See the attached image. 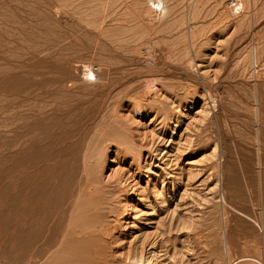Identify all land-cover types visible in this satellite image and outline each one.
<instances>
[{
	"label": "rangeland",
	"instance_id": "obj_1",
	"mask_svg": "<svg viewBox=\"0 0 264 264\" xmlns=\"http://www.w3.org/2000/svg\"><path fill=\"white\" fill-rule=\"evenodd\" d=\"M145 1L0 0V264H264V0Z\"/></svg>",
	"mask_w": 264,
	"mask_h": 264
},
{
	"label": "bare ground",
	"instance_id": "obj_2",
	"mask_svg": "<svg viewBox=\"0 0 264 264\" xmlns=\"http://www.w3.org/2000/svg\"><path fill=\"white\" fill-rule=\"evenodd\" d=\"M235 1H237V0H235ZM241 2V1H240ZM145 4H146V1H145ZM148 4V5H147ZM147 4L146 5H144V7H142V8H144L143 10L145 11L146 10V16L148 17V22H150L151 23V25L154 23V24H156L155 22L157 21L158 22V24H159V19H161V18H164L166 15L168 16L169 14H168V11H170V9L169 8H171V7H169L170 5H169V3H168V0H148V2H147ZM107 5V4H106ZM169 5V6H168ZM145 6H147V8H145ZM169 7V8H168ZM237 7H239L238 8V10L240 9V12L241 11H243V4H241V3H237V4H235L234 5V7H232L233 9L231 10L232 12H233V14H234V10H235V8H237ZM169 9V10H168ZM107 10V9H106ZM142 10V11H143ZM144 11L143 12H141V14H142V16H143V13H144ZM107 12V11H106ZM105 12V13H106ZM112 12V11H111ZM110 12V13H111ZM238 12V11H237ZM237 12H235V14H238ZM109 13V14H110ZM170 13V12H169ZM107 14V13H106ZM145 15V14H144ZM106 16H109V15H106ZM146 16H144V17H146ZM166 16V17H167ZM105 17V16H104ZM165 17V18H166ZM142 19H143V17H141ZM146 19V18H145ZM167 19V18H166ZM141 20V19H140ZM159 20V21H158ZM165 20V19H164ZM175 20V19H174ZM178 20V19H177ZM173 21V20H172ZM181 21V20H180ZM244 21V20H243ZM243 21H241V24H240V22H239V24H240V27L242 26V22ZM143 22H145V25H147L146 23H148V22H146V20H144V21H142V23ZM161 23V22H160ZM238 23V22H237ZM236 23V24H237ZM169 24V23H168ZM173 24H176V23H173ZM238 24V25H239ZM140 26H141V22H140V24H139ZM165 25H167V24H165ZM177 25V24H176ZM139 26V27H140ZM149 28H146V29H148L147 31H153L152 30V28L149 26V24L147 25ZM146 26V27H147ZM159 26V25H158ZM244 26V25H243ZM145 28V26L142 24V27H141V29L140 30H142V28ZM157 27V25L156 26H154V29ZM173 27V26H172ZM175 27V26H174ZM144 28H143V30L142 31H144ZM151 28V29H150ZM162 28V27H161ZM119 29V28H118ZM138 29V28H137ZM146 29H145V31H146ZM238 29V28H237ZM139 30V31H140ZM159 30V29H158ZM163 30V29H162ZM239 30V29H238ZM241 30H242V27H241ZM241 30H239V31H241ZM138 32V31H137ZM141 32V31H140ZM139 32V33H140ZM190 32V31H189ZM193 32V31H192ZM151 33H153V32H151ZM156 33V32H155ZM145 34V32H143V35ZM148 34H150V32H146V34L145 35H147L148 36ZM189 34V33H188ZM192 34V33H191ZM142 35V36H143ZM144 35V36H145ZM194 37V36H193ZM192 37V38H193ZM135 39H136V37H134ZM147 38V37H146ZM194 39V38H193ZM139 40V39H138ZM250 48V47H249ZM230 54V53H229ZM255 55V62L256 63H258V61H259V54H258V52H257V50H255V53H254ZM234 56V55H233ZM234 58V57H233ZM251 62V61H250ZM256 65V64H255ZM264 68V67H263ZM260 70V69H259ZM86 72H88V74H89V80H93V78H92V76L94 75V74H96V73H94L93 72V70H92V68H90V69H88V68H86ZM147 78V77H146ZM150 78H148V80H149ZM150 80H152L153 81V79H150ZM149 80V81H150ZM152 81H151V83H152ZM148 83H150V82H148ZM153 84H154V82H153ZM140 99V98H139ZM139 99H137V100H139ZM138 102V101H137ZM257 109V108H256ZM114 116H116V115H114ZM113 116V117H114ZM113 121V120H112ZM116 124H118V123H116ZM110 139H112V138H110ZM118 139V138H117ZM216 151V150H215ZM214 151V152H215ZM217 152V151H216ZM89 158V157H88ZM85 161V160H84ZM91 161V160H90ZM89 161V162H90ZM93 161H95V160H93ZM93 165V164H92ZM91 167V166H90ZM91 176V175H90ZM87 181H88V184H90V186H89V190H88V195H86V200L84 199V203L83 204H81L78 208H77V214H75V216L72 218L73 220H72V222L70 223V226H69V228H68V234L67 233H65V234H67V235H62L63 237L62 238H66V239H69L68 240V242L66 243V242H64L66 245H61V246H65V247H67V245H70L72 242H74L75 243V248H73V249H75V250H73L72 249V247H71V249L73 250V251H75V252H77V253H79V256L80 255H82V253H83V250H82V245H85V244H89V246H88V251H86L87 252V254L85 253V255H88L90 258H91V260L95 263V264H104V263H106V261L107 262H109L108 261V259H111L113 256H111V258H108L106 261H104L105 259H106V248L107 247H109V246H107L106 247V245H107V243L110 245V244H112L111 242H109V239H111V238H109L110 237V234H109V231H111L110 229L112 228V226H111V228H109V226L108 225H106L108 222L106 221H104L105 219H109L110 218V216L113 214V212H111L112 214H110V212L108 213L107 212V206H105V204H104V202H103V200H102V194H103V189L99 186V184H96L95 183V185L94 184H92V182H90V181H92V180H90L89 178H87ZM108 188H110L109 186H108ZM107 188V189H108ZM112 188H114V187H112ZM117 188V187H116ZM115 188V189H116ZM86 189V188H85ZM102 189V190H101ZM105 190V189H104ZM85 191V190H84ZM116 192V191H115ZM118 192V191H117ZM118 194V193H117ZM78 201V200H77ZM108 206H110V205H108ZM116 208V207H115ZM113 209V210H116V209ZM91 212V214H89L88 212ZM106 211V212H105ZM112 211V210H111ZM116 212V211H115ZM118 212V211H117ZM72 213V212H71ZM85 214H87V215H85ZM114 216L116 215V213L115 214H113ZM30 216V215H29ZM71 216V215H70ZM118 216V215H117ZM27 216H25V218H26ZM113 217V216H112ZM21 218H23V217H21ZM119 218V217H118ZM117 218V219H118ZM26 220V219H25ZM25 220H24V223H25ZM118 222V221H117ZM111 223V222H110ZM125 223V222H124ZM112 224V223H111ZM115 224V223H114ZM115 226V228H116V225H114ZM115 228H113L114 230H116ZM112 229V230H113ZM63 231V230H62ZM60 233H61V230L59 231ZM111 234H113V233H111ZM61 235V234H60ZM59 236V235H58ZM64 236H66V237H64ZM112 236V235H111ZM71 239H72V242H70L71 241ZM59 240H60V238H59ZM64 240V239H63ZM62 240V241H63ZM65 241H67V240H65ZM57 242H58V240H57ZM61 242V241H60ZM63 243V244H64ZM61 244H62V242H61ZM57 245V244H56ZM72 246V245H71ZM74 246V245H73ZM111 246V245H110ZM57 247V246H56ZM85 247V246H84ZM60 248V247H59ZM69 248V247H68ZM56 249V248H55ZM64 249V248H63ZM70 249V248H69ZM68 249V250H69ZM86 249V248H85ZM109 249V248H108ZM112 249V248H111ZM106 251V252H105ZM109 251H110V249H109ZM109 251L107 252V253H109ZM113 251V250H112ZM49 252H51V251H49ZM80 252H82V253H80ZM114 252V251H113ZM72 253V252H71ZM89 253V254H88ZM46 255H48V254H46ZM109 255V254H108ZM112 255V254H111ZM83 256V255H82ZM87 257V256H86ZM108 257V256H107ZM45 258V257H44ZM64 258V257H63ZM88 258V257H87ZM140 258V257H139ZM143 258V257H142ZM65 259H66V257H65ZM64 259V260H65ZM70 260V259H69ZM72 260V259H71ZM113 260V259H112ZM137 260H140V259H137ZM137 260H136V262H137ZM50 261V260H49ZM52 261V260H51ZM68 261V260H67ZM91 261V262H92ZM103 261H104V263H103ZM115 261V260H114ZM141 261H143V260H140L139 261V263H136V264H141V263H143V262H141ZM52 263H54V262H52ZM69 263V262H68ZM71 263V262H70ZM81 263V262H80ZM117 263V262H116ZM115 263V264H116ZM42 264V263H41ZM109 264V263H108ZM111 264V263H110ZM113 264V263H112Z\"/></svg>",
	"mask_w": 264,
	"mask_h": 264
},
{
	"label": "built area",
	"instance_id": "obj_3",
	"mask_svg": "<svg viewBox=\"0 0 264 264\" xmlns=\"http://www.w3.org/2000/svg\"><path fill=\"white\" fill-rule=\"evenodd\" d=\"M91 68H92L93 72L97 74V72H96L97 71V68H95L93 66H91Z\"/></svg>",
	"mask_w": 264,
	"mask_h": 264
}]
</instances>
